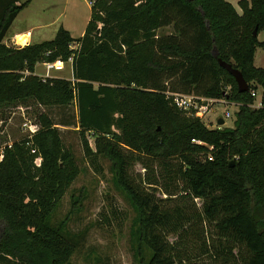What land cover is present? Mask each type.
Wrapping results in <instances>:
<instances>
[{
  "label": "trees",
  "instance_id": "obj_1",
  "mask_svg": "<svg viewBox=\"0 0 264 264\" xmlns=\"http://www.w3.org/2000/svg\"><path fill=\"white\" fill-rule=\"evenodd\" d=\"M32 1L0 0V109L75 105L86 156L109 162L135 212L136 264H196L193 248L179 246L192 237L214 264H264V69L254 65L264 0H241L242 14L226 0H94L81 38L61 27L52 41L7 46ZM71 56L74 81L34 75L37 64ZM219 61L241 72L248 92ZM167 92L235 104L233 127L207 128ZM38 122L31 138L0 150V264H72L79 247L70 217L53 220L80 174L59 129L74 123L46 113ZM136 164L143 178L132 175Z\"/></svg>",
  "mask_w": 264,
  "mask_h": 264
},
{
  "label": "rangeland",
  "instance_id": "obj_2",
  "mask_svg": "<svg viewBox=\"0 0 264 264\" xmlns=\"http://www.w3.org/2000/svg\"><path fill=\"white\" fill-rule=\"evenodd\" d=\"M26 1L22 0L23 3ZM92 1L94 0H33L13 23L6 39H11L17 31L31 30L33 44L40 43L53 40L60 27L68 30L74 39H79L83 36L90 20V3ZM259 38L261 42H264V32L260 34ZM8 41H6L7 45L14 46ZM70 46L77 48L76 43H72ZM262 60L263 62L260 64L264 66V49H259L258 63ZM66 63L67 66L62 72V77L73 80L69 61ZM42 64H38L37 73L44 76L46 68ZM54 76L58 77V74H53L52 77ZM258 90L262 92L261 88ZM226 91L229 92L230 88L228 87ZM259 100L258 96L257 104ZM257 104L254 105L255 108H257ZM226 105L224 100H219L212 111L201 119L203 124L207 128L214 129L217 127L216 119L224 117V114L228 112L231 117L226 120V125L222 129L233 127L234 113L238 108L234 105ZM42 113H46L57 123L65 119L74 123L70 127L59 126V129L66 146L77 158L80 174L53 215L55 222L63 220L66 216L70 217L67 231L77 237L79 243L72 264H136L132 236L135 212L115 187L109 162L98 159V164L93 165L86 156L79 134L80 129L77 128L78 113L74 104L64 109H48L35 105L31 107L18 105L9 109H0V150L2 151L8 145L12 146L16 141L31 138L35 134L33 131L40 128L38 117ZM26 123L29 127L25 126ZM86 139L90 149L95 152L96 138L87 134ZM32 153L35 154V150ZM2 158L1 156L0 160ZM132 175L136 178L139 176L143 178L144 167L141 164H136L133 167ZM158 196L165 198L161 192L158 193ZM74 198L76 201L80 200V203L74 205L72 200ZM178 201L181 202L179 199ZM189 204L191 205V202ZM201 204L200 201L196 202V209ZM169 240L175 242L176 237H170ZM197 241L198 238L192 237L184 245L179 246L184 251H190L193 248V262L196 264H214L208 255L202 254V240ZM150 256L151 254L146 258V263L149 262ZM196 256L198 257L196 258Z\"/></svg>",
  "mask_w": 264,
  "mask_h": 264
},
{
  "label": "built area",
  "instance_id": "obj_3",
  "mask_svg": "<svg viewBox=\"0 0 264 264\" xmlns=\"http://www.w3.org/2000/svg\"><path fill=\"white\" fill-rule=\"evenodd\" d=\"M92 3L93 1L90 4L92 5ZM70 48L76 50L78 48V45L77 48H72L71 46ZM72 62H73V56L70 57L69 64ZM66 64L67 63L61 59L53 63H45L46 77H50L53 71L56 72L65 71ZM165 94L167 99L171 102L173 106H175L182 112L186 113L188 116H191L193 118H198L200 120L206 117L216 106V103H218L219 101L218 99L200 97L194 94H181V93H173V92H167ZM252 95L256 99L258 97V91H253ZM230 117L231 115L227 112L225 113V117H222V119L227 120L230 119ZM25 126L29 127L28 123H26ZM216 126L218 127V125ZM35 131L37 132L38 130L35 129ZM35 131L33 132L36 133ZM192 143L208 147L207 144L201 141L192 140ZM209 160L212 161L213 160L212 157H209Z\"/></svg>",
  "mask_w": 264,
  "mask_h": 264
},
{
  "label": "crops",
  "instance_id": "obj_4",
  "mask_svg": "<svg viewBox=\"0 0 264 264\" xmlns=\"http://www.w3.org/2000/svg\"><path fill=\"white\" fill-rule=\"evenodd\" d=\"M231 5H233L234 7H235V9L237 10V12L239 13V14H242V10H241V8L239 7V2L241 1V0H238V1H230V0H227ZM32 3V2H31ZM236 3H238V5H236ZM26 9V8H25ZM24 9V10H25ZM20 15V14H19ZM18 15V16H19ZM18 18V17H17ZM16 18V19H17ZM16 21V20H15ZM14 21V22H15ZM90 21V20H89ZM88 25V24H87ZM61 28V27H60ZM59 28V29H60ZM62 28H64V27H62ZM58 29V30H59ZM65 29V28H64ZM66 30V29H65ZM86 30V29H85ZM68 31V30H67ZM58 32V31H57ZM57 32H56V34H57ZM85 33V32H84ZM84 35V34H83ZM7 37V36H6ZM55 37H56V35H55ZM54 37V38H55ZM259 37H260V35H259ZM23 38H25L26 39V44H21V41H22V39ZM33 33H32V31L31 30H26V31H21V32H19V31H17V33H15L13 36H12V38L11 39H6L5 38V40H4V42L6 43V45L8 44L6 41L7 40H9L8 42H10L12 45H14V46H12V47H25V46H28V45H30V44H33ZM49 41H52V40H49ZM259 41L261 42V40H260V38H259ZM44 42H46V41H44ZM40 43H43V42H40ZM40 43H35V44H40ZM264 43V42H263ZM7 46H9V45H7ZM259 49H264V48H258L257 50H256V53H255V59H254V65H255V67L256 68H263L264 69V66H261V64L260 63H262L263 62V60L262 61H259V63H258V50ZM44 67H45V63H43L42 64ZM70 66H71V70H72V63H70L69 64ZM37 66H38V64H37ZM37 66H36V69H35V73H34V75L35 76H38V77H41V78H43V79H46V78H59V79H64L63 77H62V72H56V71H53L52 73H51V76L50 77H46V70H45V75L43 76L42 74H39V73H37ZM66 66H67V64H66ZM46 68V67H45ZM53 74H58V77H52V75ZM72 77H73V71H72ZM67 80V79H66ZM72 81H74V79L72 80ZM258 91V96L260 97V100H259V102H258V104H257V102H256V100H255V104H257L256 105V107L257 108H260L261 106H262V92H261V90H257ZM194 95H196V94H194ZM196 96H199V95H196ZM200 97H202V96H200ZM226 102V101H225ZM227 104V103H226ZM221 105H223V104H221ZM229 105H234V106H236L235 104H227L226 106H229ZM237 107V106H236ZM238 110V109H237ZM237 112V111H236ZM235 112V113H236ZM235 113H234V117H235ZM224 117H225V114H224ZM220 119H222V117H218L217 119H216V122L218 123L219 122V120ZM224 120V119H223ZM225 121V125H226V120H224ZM216 123V125H218ZM224 125V126H225ZM224 126H219L218 125V127H214V129L216 128V129H222V127H224ZM226 128H231V127H226ZM212 129V128H211Z\"/></svg>",
  "mask_w": 264,
  "mask_h": 264
},
{
  "label": "water",
  "instance_id": "obj_5",
  "mask_svg": "<svg viewBox=\"0 0 264 264\" xmlns=\"http://www.w3.org/2000/svg\"><path fill=\"white\" fill-rule=\"evenodd\" d=\"M254 35L257 36V31L254 32ZM214 55H217V53L214 52ZM219 64L221 67L226 69L229 72V74H231L234 77V79L237 83V86H238L239 93H246L249 91V85L247 84L246 80L244 79V77L240 71L234 69L232 65L224 63L222 61H219ZM218 125L224 126L225 121L223 119H220L218 122ZM232 165H233V163H232Z\"/></svg>",
  "mask_w": 264,
  "mask_h": 264
},
{
  "label": "bare ground",
  "instance_id": "obj_6",
  "mask_svg": "<svg viewBox=\"0 0 264 264\" xmlns=\"http://www.w3.org/2000/svg\"><path fill=\"white\" fill-rule=\"evenodd\" d=\"M21 44H26V39L25 38L22 39Z\"/></svg>",
  "mask_w": 264,
  "mask_h": 264
}]
</instances>
